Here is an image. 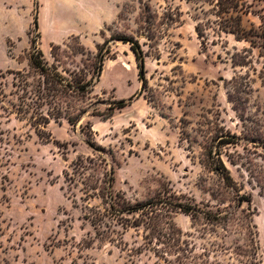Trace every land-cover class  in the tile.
Wrapping results in <instances>:
<instances>
[{
  "label": "rangeland",
  "instance_id": "374dc122",
  "mask_svg": "<svg viewBox=\"0 0 264 264\" xmlns=\"http://www.w3.org/2000/svg\"><path fill=\"white\" fill-rule=\"evenodd\" d=\"M144 3L159 14L179 8L181 24L151 43L137 23ZM196 15L202 25L213 21L187 0H0V264H165L144 250L143 228L119 227L122 241L84 247L95 231L82 219V179L73 185L64 177L80 158L90 166L86 175L112 171L113 190L130 201L166 195L168 204L191 208V216L172 218L208 264H241L234 252L250 239L264 262V61L257 51L243 54L248 45L231 34L212 28L200 37ZM252 22L260 23L251 14L245 25ZM117 34L140 43L144 72L129 44L110 42L101 76L80 104L89 113L76 126L51 120L49 140L39 139L16 114L9 72L30 71L34 41L50 65L91 77L97 47ZM131 98L105 118L114 101ZM217 215L229 219L226 229L213 225Z\"/></svg>",
  "mask_w": 264,
  "mask_h": 264
},
{
  "label": "trees",
  "instance_id": "16d2710c",
  "mask_svg": "<svg viewBox=\"0 0 264 264\" xmlns=\"http://www.w3.org/2000/svg\"><path fill=\"white\" fill-rule=\"evenodd\" d=\"M187 1L195 2L206 17H213V21L207 20V23L203 25L200 24V16L193 17L197 22L196 32L200 37H204L205 31L212 28L218 34L221 32L231 34L237 42H245L248 45L243 50V54L252 56L254 51H257L258 56L264 61V9L261 12H254L252 11L253 5H248L243 0ZM256 1L264 2V0ZM207 7L210 10H206ZM251 14L258 17L260 23L252 22L250 26H246L245 19ZM121 16L122 13L119 14L120 18ZM182 16L181 10L173 8L171 5L164 7L163 12L159 14L150 4L144 3L137 22L141 36H145L151 43H158L171 28L181 24ZM35 26H38L37 21H35ZM110 42L129 44L139 63L141 73L144 72V52L140 43L134 37L121 34L113 35L109 40H105L104 44L97 47L98 54L91 77L83 70L64 69L62 72L59 70L58 64L50 65L42 51L37 50L34 41L28 56L30 71L9 72L14 75L15 79V95L18 99V103L15 104L16 114L18 118L29 121L39 139L49 140L47 137L45 138V135L51 120L59 121L61 118H65L70 125L76 126L89 113L88 107H82L80 104L86 103L101 76L104 61L111 55ZM150 47H152L151 44ZM234 56H240V54L236 53ZM53 58L57 63H60L58 56H53ZM261 79L264 85V71L261 72ZM0 95L5 97L4 93ZM131 100L132 98L114 101L110 107V113L105 118L113 117L116 111L126 108ZM74 167L75 172L71 175L65 171L64 177L68 183L73 185L77 184L78 176L82 179L84 195L81 198L84 204L81 207L82 219L89 222L95 231V238L84 241L85 248H91L95 239L101 242L122 241V236L125 233L120 232L117 229L119 227L123 230L143 228L144 250L152 251L157 257L163 259L165 264L209 263L202 257L195 256L194 251L189 249L183 241L182 231L172 218V215L179 211L191 216V208L178 206L174 203L168 204L165 200L166 195L152 197L145 201H130L123 192L113 190L112 171L103 179L90 174L86 175L90 171V166L88 161L81 158ZM214 171L218 172L219 169L216 168ZM89 176L90 180L87 178ZM93 199H99L101 205L91 206L90 201ZM73 203L75 206L78 205L76 201ZM228 224V218L213 216V225H225L223 229H226ZM250 240L251 244L246 246V250L242 253L235 251L234 254L244 259L239 261L241 264H264L258 258L257 242L253 239ZM144 250L139 248L136 254H142Z\"/></svg>",
  "mask_w": 264,
  "mask_h": 264
}]
</instances>
